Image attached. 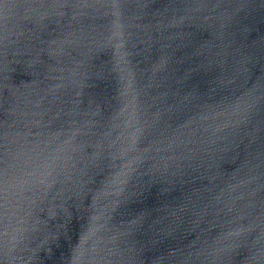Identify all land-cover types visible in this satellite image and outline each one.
<instances>
[{
	"label": "water",
	"instance_id": "water-1",
	"mask_svg": "<svg viewBox=\"0 0 264 264\" xmlns=\"http://www.w3.org/2000/svg\"><path fill=\"white\" fill-rule=\"evenodd\" d=\"M0 264H264V0H0Z\"/></svg>",
	"mask_w": 264,
	"mask_h": 264
}]
</instances>
